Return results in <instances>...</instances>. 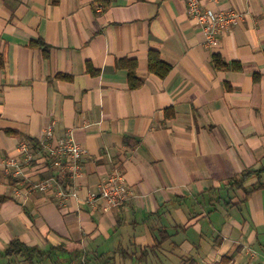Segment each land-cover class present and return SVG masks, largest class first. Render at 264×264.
Segmentation results:
<instances>
[{
    "label": "crops",
    "instance_id": "obj_1",
    "mask_svg": "<svg viewBox=\"0 0 264 264\" xmlns=\"http://www.w3.org/2000/svg\"><path fill=\"white\" fill-rule=\"evenodd\" d=\"M200 2L244 13L216 46L186 0H0V264H28L5 255L12 239L66 251L34 264H68L67 252L81 264H264V170L228 185L264 169V0ZM50 125L86 151L64 201L25 193L1 165ZM115 169L127 200L91 208ZM52 171L39 160L27 172Z\"/></svg>",
    "mask_w": 264,
    "mask_h": 264
},
{
    "label": "built area",
    "instance_id": "obj_2",
    "mask_svg": "<svg viewBox=\"0 0 264 264\" xmlns=\"http://www.w3.org/2000/svg\"><path fill=\"white\" fill-rule=\"evenodd\" d=\"M188 14L194 18L204 35L207 46L220 43V35L230 30L244 16L239 10L204 8L200 0H186ZM85 149L70 134L55 137L52 125L45 130L39 146L35 147L27 139L18 146V154L1 162L6 176L23 186L25 193H52L61 201L77 195L67 179H73L81 172V159ZM41 160L46 165L50 161L53 172L38 179L28 174V169ZM130 194V187L123 174L115 169L103 179L97 191L90 192L85 201L93 209L99 207L108 211L120 206Z\"/></svg>",
    "mask_w": 264,
    "mask_h": 264
},
{
    "label": "trees",
    "instance_id": "obj_3",
    "mask_svg": "<svg viewBox=\"0 0 264 264\" xmlns=\"http://www.w3.org/2000/svg\"><path fill=\"white\" fill-rule=\"evenodd\" d=\"M38 44L37 42H32V45ZM41 44V43H40ZM45 52H47V48L44 47ZM215 63L217 66H223V67H227L226 63H221L218 61V59L216 58ZM234 67H238V64H234L231 63ZM119 65L126 68L128 70V79H129V83L130 86L135 88L141 85L142 80L139 79L136 76V66H137V62L135 59H121L119 60ZM148 69L157 74L160 77H164L168 71L170 70V65L164 63L161 58L160 55L158 53V51L156 50H151L149 51L148 54ZM28 140L33 144V146L38 147L39 146V140L34 139V138H30L28 137ZM49 165V167L52 168L50 161H48L47 163ZM264 169L258 168L256 170H250V169H246L244 170L240 176H236L233 177L232 179L229 180L228 185L230 186H237L240 187L243 185V182L248 178V176L255 171L259 177H261V174L263 172ZM53 172V171H52ZM50 172V173H52ZM49 173V174H50ZM67 182H69L70 180L67 179ZM264 185L263 183L258 182V186H262ZM59 252H56L55 248H52L50 250L47 251H43L37 247H33V246H28L26 244H24L22 241H20L19 239H12L6 250H5V255L8 257H13V256H17V257H23L24 260L28 263V264H34V260L38 259V260H44L46 258H53V257H60L63 256L62 254H66L65 250L61 247L58 248ZM62 253V254H60ZM69 256V261L68 264H81L82 262V258H81V254L79 252H75L73 254L68 253ZM79 262V263H78ZM225 263V260L222 262V264Z\"/></svg>",
    "mask_w": 264,
    "mask_h": 264
}]
</instances>
